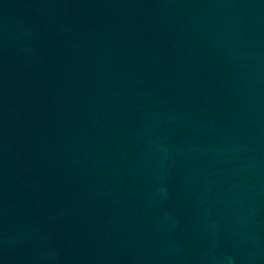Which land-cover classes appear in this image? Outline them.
<instances>
[{"label":"water","instance_id":"obj_1","mask_svg":"<svg viewBox=\"0 0 264 264\" xmlns=\"http://www.w3.org/2000/svg\"><path fill=\"white\" fill-rule=\"evenodd\" d=\"M235 264H264V0H159Z\"/></svg>","mask_w":264,"mask_h":264}]
</instances>
